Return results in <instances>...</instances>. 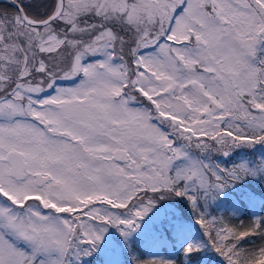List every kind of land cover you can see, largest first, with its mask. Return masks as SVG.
<instances>
[{
    "label": "snow or ice",
    "instance_id": "snow-or-ice-1",
    "mask_svg": "<svg viewBox=\"0 0 264 264\" xmlns=\"http://www.w3.org/2000/svg\"><path fill=\"white\" fill-rule=\"evenodd\" d=\"M261 149L264 0H0V264H264Z\"/></svg>",
    "mask_w": 264,
    "mask_h": 264
},
{
    "label": "trees",
    "instance_id": "trees-1",
    "mask_svg": "<svg viewBox=\"0 0 264 264\" xmlns=\"http://www.w3.org/2000/svg\"><path fill=\"white\" fill-rule=\"evenodd\" d=\"M261 214H264V213H261ZM241 219H247V217L243 216V217H241ZM236 223H239V220H237Z\"/></svg>",
    "mask_w": 264,
    "mask_h": 264
},
{
    "label": "rangeland",
    "instance_id": "rangeland-1",
    "mask_svg": "<svg viewBox=\"0 0 264 264\" xmlns=\"http://www.w3.org/2000/svg\"><path fill=\"white\" fill-rule=\"evenodd\" d=\"M261 151H264V149H261ZM170 251V250H169Z\"/></svg>",
    "mask_w": 264,
    "mask_h": 264
}]
</instances>
